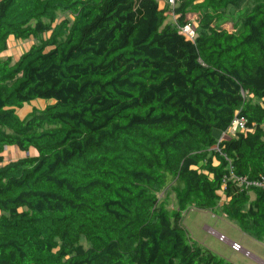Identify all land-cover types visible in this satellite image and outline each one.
I'll use <instances>...</instances> for the list:
<instances>
[{"label":"trees","instance_id":"16d2710c","mask_svg":"<svg viewBox=\"0 0 264 264\" xmlns=\"http://www.w3.org/2000/svg\"><path fill=\"white\" fill-rule=\"evenodd\" d=\"M245 1L0 0V264H234L190 208L264 241V0L228 14ZM11 40L35 41L12 62ZM234 116L248 130L219 140Z\"/></svg>","mask_w":264,"mask_h":264},{"label":"rangeland","instance_id":"374dc122","mask_svg":"<svg viewBox=\"0 0 264 264\" xmlns=\"http://www.w3.org/2000/svg\"><path fill=\"white\" fill-rule=\"evenodd\" d=\"M255 0H247L245 1L238 9H234L230 7L228 14L236 16L237 14L243 13L245 7L252 5ZM59 17L62 16H70L68 14H61L59 13ZM191 20H194L193 16H189ZM173 17L170 16L168 18V22L173 21ZM223 26L228 29L232 30V21L223 24ZM35 40H26V41H11V48L7 50L5 53L6 56L12 57V62L16 61V58L19 54L25 51L30 43H33ZM49 103L51 101H48ZM44 99H34L30 103H26L23 105L21 109L17 110L18 115L23 118L25 117L33 107L35 108H43L47 103ZM222 132L215 130L214 135L220 138ZM227 138V137H224ZM19 155L18 153H10L7 151L3 152V156L5 160L8 161L15 156ZM216 163V162H215ZM3 163H0L2 165ZM160 199L167 198L168 200V207L175 208L176 202L173 193L170 189H167L166 193L159 194ZM211 210H195L190 208L183 217V226L187 229L188 233L190 234L191 238L194 240L205 243L211 249H215L221 253L229 255L230 252V244L227 241H219L217 236L214 234V231L217 233L223 234L228 240L236 241L239 243L245 250H248L254 256H261L264 255V241L260 242L255 240L252 236L247 233L242 232L237 224L232 220L224 217L220 213ZM236 254L237 260L240 262H249L251 258L249 256H245V254L237 251H232Z\"/></svg>","mask_w":264,"mask_h":264},{"label":"built area","instance_id":"2783aa9c","mask_svg":"<svg viewBox=\"0 0 264 264\" xmlns=\"http://www.w3.org/2000/svg\"><path fill=\"white\" fill-rule=\"evenodd\" d=\"M169 2L173 3V0H169ZM181 31H183V33H185L189 36L193 35V30L191 29V25L189 23L182 26ZM247 130H248V127L246 126V122H245L244 118L234 116V118L232 119L228 128L222 132L219 140L224 139V137L228 138L229 136H233L236 134V132H245ZM250 184H252L254 186H258V187L262 186L264 188V184L257 182V181L256 182H250ZM212 231L217 236L219 241L229 242L232 250L237 251V252H242L243 254H245V256L251 255V253L248 250H245L239 243H237L235 241H230L223 234L217 233L214 230H212Z\"/></svg>","mask_w":264,"mask_h":264},{"label":"crops","instance_id":"0c3cea01","mask_svg":"<svg viewBox=\"0 0 264 264\" xmlns=\"http://www.w3.org/2000/svg\"><path fill=\"white\" fill-rule=\"evenodd\" d=\"M12 41V40H11ZM11 48V47H10ZM9 48V49H10ZM8 49V50H9ZM7 52V51H6ZM7 152H10V153H13V154H15V153H17L16 152V149L14 148V149H11V150H7ZM236 242V241H235ZM261 242H263V241H261ZM200 243V242H199ZM202 245H204V246H206V247H208L209 249H211V247H209L208 245H206L205 243H201ZM231 249V248H230ZM213 252H215L216 254H218V255H220L221 257H223V258H225V259H227L228 261H231L232 263H234V264H264V255H261V256H254V255H250L249 257L251 258V260H249V262H240L239 260H237V258H236V254L234 253V252H232V251H234V250H230V252L228 253L229 255H226V254H224V253H221V252H219V251H216L215 249H211ZM242 253V252H241Z\"/></svg>","mask_w":264,"mask_h":264}]
</instances>
